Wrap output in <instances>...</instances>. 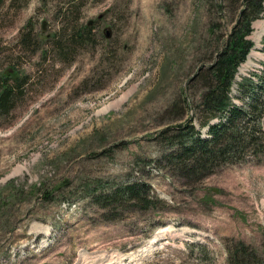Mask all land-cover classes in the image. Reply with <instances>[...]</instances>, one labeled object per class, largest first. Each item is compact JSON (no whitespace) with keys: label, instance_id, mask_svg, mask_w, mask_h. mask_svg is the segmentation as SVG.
<instances>
[{"label":"rangeland","instance_id":"1","mask_svg":"<svg viewBox=\"0 0 264 264\" xmlns=\"http://www.w3.org/2000/svg\"><path fill=\"white\" fill-rule=\"evenodd\" d=\"M224 4L0 0V75L13 66L27 80L0 111V264H227L238 242L262 253L264 156L191 183L162 134L196 118L189 104L204 86L192 79L235 16ZM252 29L238 105L243 78L264 86V17ZM131 181L148 185L151 207L90 198Z\"/></svg>","mask_w":264,"mask_h":264},{"label":"trees","instance_id":"2","mask_svg":"<svg viewBox=\"0 0 264 264\" xmlns=\"http://www.w3.org/2000/svg\"><path fill=\"white\" fill-rule=\"evenodd\" d=\"M222 1L226 4L220 5V9H223L226 19L231 22L232 15L235 16L231 30L211 64L192 79V83L202 79L204 86L199 96H194L189 104L196 118L188 117L162 131L172 145L166 159L191 183L208 175L217 166L246 157L260 160L264 156V86H252L250 78H243L238 90L245 95V100L238 105L231 96L237 69L253 48V42L249 39L252 24L264 17V0ZM83 36L78 32L74 35L78 39H83ZM21 38L26 41L29 34ZM57 40L61 42L59 38ZM55 46L57 48V43ZM26 82V76H22L13 66L5 68L0 75V111L6 113L11 109L12 100ZM203 130L205 136L202 135ZM90 198L101 209H108L110 205L120 202H127L141 210L151 207L150 188L140 181L106 184L105 189H95ZM262 245V253L242 242L228 247L227 264H264V231Z\"/></svg>","mask_w":264,"mask_h":264}]
</instances>
